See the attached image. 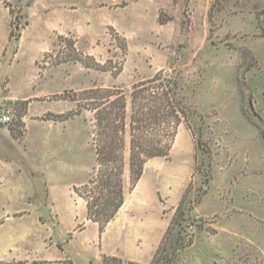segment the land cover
<instances>
[{"label":"rangeland","instance_id":"obj_1","mask_svg":"<svg viewBox=\"0 0 264 264\" xmlns=\"http://www.w3.org/2000/svg\"><path fill=\"white\" fill-rule=\"evenodd\" d=\"M12 29L21 33L18 41L10 40ZM2 47L0 113L12 119L0 122V219L27 212L9 223L30 227L33 236L19 249H0V264L45 258L52 236L70 241L67 256L75 264H101L104 254L123 264L150 263L183 193L194 200L204 186L202 170L211 180L188 211L194 242L176 264H264V0H0ZM75 49L92 55L83 59L95 68L71 61L51 70L67 54L77 56ZM160 70L179 72L192 110L190 127L181 125L169 156L146 163L135 187L126 166L124 205L100 237L74 192L97 166L93 112L82 107L86 120L55 126L28 118L23 142L10 130H23L20 98L82 91L74 88L87 84L85 89L119 86L130 99L135 83ZM66 105L40 100L31 110L67 111ZM43 136L53 156L40 151ZM50 187L60 218L47 206ZM39 217L49 223L41 225ZM81 223L85 227L77 229Z\"/></svg>","mask_w":264,"mask_h":264},{"label":"trees","instance_id":"obj_2","mask_svg":"<svg viewBox=\"0 0 264 264\" xmlns=\"http://www.w3.org/2000/svg\"><path fill=\"white\" fill-rule=\"evenodd\" d=\"M6 6L14 15V9L10 4L6 2ZM20 37L21 33H14V30H11V41L12 39L18 41ZM59 38L60 40L66 39L64 35H60ZM70 40V45L76 48L75 40L72 38ZM76 52L77 56L67 54L66 58L57 61L56 65L79 61L86 67L95 68L83 59V57L92 55L78 50ZM98 63V61L95 62V64ZM120 72L114 75L117 76ZM57 96H59L57 99L80 102L79 109L62 114L49 112L43 118L66 120L80 113L82 107L94 114L92 140L95 146L97 166L92 178L81 186H74V192L85 200L87 219L98 224L101 237L107 224L116 217L124 205L126 166L129 167L132 186L135 187L144 173L146 163L155 157L169 156L181 125L186 124L190 127L189 117L192 110L188 103L186 87L181 81L179 72L167 73V71L160 70L153 77L135 83L130 99L124 89L116 85L92 87L82 91L65 90ZM20 101L25 105V111L21 114L22 120L30 100ZM20 124L23 125L21 131L10 128L15 138H21L24 134L25 123L22 120ZM198 144H203L208 152H211L207 143L198 140ZM202 175L204 186L201 187L194 200H188V190L183 193L175 215L151 262L129 261L128 264H176L180 252L193 244L194 233L188 219V211L202 201L211 180L210 171L202 170ZM188 202L189 205H187ZM84 227L85 224L81 223L77 229ZM58 245L61 247L60 243ZM101 264H123V259L117 255L104 254Z\"/></svg>","mask_w":264,"mask_h":264},{"label":"crops","instance_id":"obj_3","mask_svg":"<svg viewBox=\"0 0 264 264\" xmlns=\"http://www.w3.org/2000/svg\"><path fill=\"white\" fill-rule=\"evenodd\" d=\"M15 1V0H14ZM11 2V1H10ZM13 2V1H12ZM10 31V28H9ZM6 49V47H2V51H0L3 56L4 50ZM21 48L18 47V51L16 52V54H19ZM47 50V49H46ZM46 50H44L42 52V54L39 56V58H36V62L39 61L42 56L44 55V53L46 52ZM70 62H64V63H60L57 64L56 66H53V68L51 70H53L54 68H60L63 67L67 64H69ZM87 87H90L89 85H84L82 87L79 88H74L75 90H83ZM70 88V87H69ZM68 89V88H67ZM66 90V89H65ZM64 90V91H65ZM64 91H60V92H50V93H46V94H34L32 96H30L29 98H20V99H29V103H28V107L26 110L25 115L23 116V121L25 123V130H24V134L23 136L19 139L22 140L23 142L27 141V137H28V129H27V119L30 118L31 120L35 119V120H39L40 122L44 123V124H48L49 126H55L56 123H67L70 122L71 120L77 119V118H85L86 120V113L85 110L81 111L78 114L73 115L72 117H70L69 119L66 120H52V119H45L43 118V116H45L47 113H55V114H62V113H66L70 110H74L77 108V102L73 101V100H69V99H52L51 95H61L62 93H64ZM2 98V97H1ZM19 99L17 97H13L11 98V100H16ZM40 100H49V101H54V100H58V101H62L63 103H66V108H68L67 111L64 110H48L47 112L44 113H39V112H32L31 107L33 104H35L36 102L40 101ZM65 111V112H64ZM2 129L4 130H8L7 126L3 127ZM10 132V131H9ZM11 134V133H10ZM12 136V134H11ZM13 137V136H12ZM15 140H18L17 138L13 137ZM29 144V143H28ZM26 145V144H25ZM42 148L40 149V151H42V154L45 157H50L53 156V154L55 153V151L51 148V143L49 140V137L43 136V141H42ZM0 160H2V158H0ZM38 172H41V170H38ZM42 175L45 177L46 179V175L47 172H42ZM50 189V190H49ZM48 189V208L49 210L53 211L58 218H60L59 214L56 213V203L58 200L57 195H55L53 193V188L50 187ZM81 198V197H80ZM84 202L85 200L83 198H81ZM84 210L86 211L85 213L87 214V208H86V202L84 204ZM27 212H14V213H9L7 214L3 219H0V235H1V240L0 243L2 245V248L0 247V249H6V247H14L16 249H19L20 243L21 242H29V239L32 238L33 236V231L32 229H30V227L28 226H22L21 229H18L16 227H14V224L9 223L13 218L19 216V215H23L26 214ZM120 213V211H119ZM21 216V217H23ZM37 221H38V217H37ZM116 219L110 221L107 226L105 227L104 230V234L107 233L111 227H109L113 222H115ZM39 222H41V225H45L49 222H43L41 220V217H39ZM94 221L91 220H86V223L91 224ZM61 223V221H60ZM96 223V222H95ZM128 227V226H127ZM76 230V228H75ZM78 231V230H76ZM53 240V242H49L46 246H45V250H50V254L48 256H46L45 258H40V259H24L22 261H20L22 264H71L69 262H73L68 256H67V248L70 246V241H67L66 243H63L61 240H57L55 239L53 236L50 238ZM73 239V238H72ZM61 244V247L58 244ZM4 258H8L6 255L4 256ZM1 259V258H0ZM3 260V259H2ZM37 262V263H34ZM75 263V262H73Z\"/></svg>","mask_w":264,"mask_h":264},{"label":"built area","instance_id":"obj_4","mask_svg":"<svg viewBox=\"0 0 264 264\" xmlns=\"http://www.w3.org/2000/svg\"><path fill=\"white\" fill-rule=\"evenodd\" d=\"M12 119L11 115L9 112H2L0 113V122H9Z\"/></svg>","mask_w":264,"mask_h":264}]
</instances>
